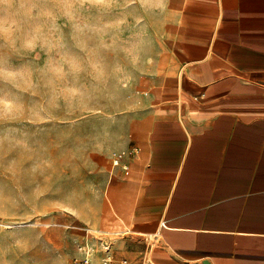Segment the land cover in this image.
Returning <instances> with one entry per match:
<instances>
[{
	"label": "crops",
	"instance_id": "1",
	"mask_svg": "<svg viewBox=\"0 0 264 264\" xmlns=\"http://www.w3.org/2000/svg\"><path fill=\"white\" fill-rule=\"evenodd\" d=\"M164 41L112 167L113 255L264 264V0H178Z\"/></svg>",
	"mask_w": 264,
	"mask_h": 264
},
{
	"label": "rangeland",
	"instance_id": "2",
	"mask_svg": "<svg viewBox=\"0 0 264 264\" xmlns=\"http://www.w3.org/2000/svg\"><path fill=\"white\" fill-rule=\"evenodd\" d=\"M178 0H116L110 8L86 6L79 15L87 22L109 25L85 44L72 39L71 25L57 18L67 48L81 56L85 71L72 81L90 97L71 107L63 101L50 107L46 65L55 52L36 47L24 51L23 32L0 40V61L28 70L29 84L0 82V99L21 103L23 112L0 121V134L26 138L30 151L0 152V264H69L86 231L95 236L115 233L107 199L113 158L133 137L132 123L140 115L141 96L149 92L160 67L170 65L164 35L170 30ZM103 42L104 46H101ZM86 50L103 57L105 76L97 82L87 70ZM41 105L38 112L34 105ZM131 136V137H130ZM15 162L16 176L8 171ZM34 165H39L33 173ZM37 221V222H36ZM111 233V234H110ZM112 241V240H111Z\"/></svg>",
	"mask_w": 264,
	"mask_h": 264
},
{
	"label": "clouds",
	"instance_id": "3",
	"mask_svg": "<svg viewBox=\"0 0 264 264\" xmlns=\"http://www.w3.org/2000/svg\"><path fill=\"white\" fill-rule=\"evenodd\" d=\"M116 0H0V40L12 41L17 32H23L25 38L22 43L24 51H32L36 47L55 52L46 65L48 80L46 86L49 95L45 103L50 107L59 106L63 101L71 107L73 104L84 105L90 99L81 88L69 83L64 87H57V82L67 81L69 77L75 81L85 71V62L81 56L71 52L63 43V38L53 40L45 33V23L49 33L59 31L57 18L65 19L71 25L72 39L78 44H85L90 35L101 36L109 25H99L87 22L79 15L86 6L95 8H110ZM101 46L103 42H101ZM87 70L97 82L105 76V63L103 57L96 50H86ZM23 81L29 84L28 70L25 68L13 69L0 61V82L16 86ZM41 105L37 103L32 111L38 112ZM21 103L0 99V121L11 119L23 112ZM5 149H22L30 151L31 146L26 138H21L11 132L0 134V152ZM39 165H34L35 173ZM7 171L16 176L15 162H12Z\"/></svg>",
	"mask_w": 264,
	"mask_h": 264
},
{
	"label": "built area",
	"instance_id": "4",
	"mask_svg": "<svg viewBox=\"0 0 264 264\" xmlns=\"http://www.w3.org/2000/svg\"><path fill=\"white\" fill-rule=\"evenodd\" d=\"M134 149L128 151L132 155ZM122 159L121 154L113 158V166H118ZM86 231L83 239L77 244V250L72 255L69 264H128L125 258H115L112 252V242L106 236H95L96 243Z\"/></svg>",
	"mask_w": 264,
	"mask_h": 264
},
{
	"label": "bare ground",
	"instance_id": "5",
	"mask_svg": "<svg viewBox=\"0 0 264 264\" xmlns=\"http://www.w3.org/2000/svg\"><path fill=\"white\" fill-rule=\"evenodd\" d=\"M37 222V221H36ZM111 234V233H110Z\"/></svg>",
	"mask_w": 264,
	"mask_h": 264
}]
</instances>
